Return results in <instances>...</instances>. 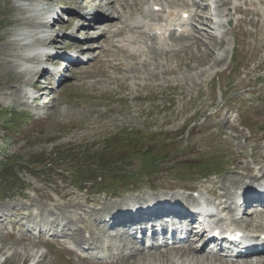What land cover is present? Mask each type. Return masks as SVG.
<instances>
[{
  "label": "rangeland",
  "instance_id": "obj_1",
  "mask_svg": "<svg viewBox=\"0 0 264 264\" xmlns=\"http://www.w3.org/2000/svg\"><path fill=\"white\" fill-rule=\"evenodd\" d=\"M74 1L0 0V163L5 167L0 169V264H102L106 258L109 264H121L118 257L126 256L121 251L108 259L119 240L104 235L100 238L101 234L96 237L100 249L91 260L65 250L45 249L38 242L37 231L30 236L22 230L20 224L30 222L14 213L16 207H25V216L32 215L38 228L48 216L60 212L76 218L82 213L76 210L77 203L89 201L87 210L96 206L93 201L102 204L113 192L111 183L117 184L115 191L135 189L136 193L122 196L131 200L165 194V190L152 192L148 188L156 185H198L197 189L204 192L234 175L247 181L241 167L252 165L254 156L264 157V1L230 0V14L237 4L242 14H250L233 16L234 25L227 31L223 28L211 33L209 21L197 23L195 37L169 38L167 45L138 37L136 30L127 31L128 27L123 35L113 36L119 27L140 18L138 11L151 0H128L136 5V12L133 17L122 13L120 19L116 17L119 3L109 4L112 11L106 1L100 10L94 7L97 1L89 6L83 2L82 9L78 3L74 6ZM18 5L24 10L16 11ZM217 8L223 10L225 6ZM251 9L261 15L253 14ZM86 11L103 18L112 11L114 25L76 28L82 23L79 14ZM46 12L59 17L41 30L38 26L46 19ZM68 17L76 21L65 30L63 24ZM19 18L30 22L22 23ZM126 36L139 42H115ZM73 41H77L75 47H83L82 53L90 57L88 61L71 66L58 88L45 87L43 92L40 88L31 100L27 94L33 79L29 71L36 69L37 63L20 56H31L29 53L39 46L36 44L42 43L45 50ZM10 42L20 47L10 48ZM122 44L143 53L132 59L118 47ZM104 49L108 53L102 52ZM118 62L122 65L115 67ZM213 77H217V84ZM8 79L12 81L10 87H6ZM238 96L239 100L233 101ZM240 114L249 120V130L240 125ZM9 132L11 135L6 136ZM260 166L264 167V158ZM202 174L209 176L203 179ZM9 186L15 189L3 200ZM175 193L186 195L181 190ZM122 197L110 200L117 203ZM255 217L239 223L252 224ZM256 219L264 226L261 216ZM86 221L90 224L91 219ZM59 223L68 231L66 221ZM28 228L33 230V226ZM92 230L94 227L88 232ZM142 253V257L148 254L156 259H123L128 264H170V259L190 264H264V255L207 263L205 258L195 260L197 255L186 251L158 257L151 251ZM181 253L182 258L176 256ZM25 254H29L26 260ZM98 256L106 258L100 261Z\"/></svg>",
  "mask_w": 264,
  "mask_h": 264
},
{
  "label": "bare ground",
  "instance_id": "obj_2",
  "mask_svg": "<svg viewBox=\"0 0 264 264\" xmlns=\"http://www.w3.org/2000/svg\"><path fill=\"white\" fill-rule=\"evenodd\" d=\"M78 1L79 0H75L74 1V3L75 4H77L78 3ZM80 1H83V0H80ZM91 1H97L96 2V4L94 5V7L96 8V9H102L103 7H104V4H103V2L104 1H106V6H108V8L109 9H111V8H113V6H110L109 4H111V3H115V4H120V8H121V11L123 10H125V8L126 7H128V8H132V6L131 5H129V3L127 2V0H85V3H90ZM153 4H156V5H159L158 3H156L155 1H153V3H152V5ZM125 5H127V6H125ZM125 6V7H124ZM15 10L16 11H19V12H21L22 10H24V8H23V6H21V5H18V6H16L15 7ZM112 11H113V9H111ZM112 11H110L109 13H108V15L106 16V18H102V17H98V18H96L95 20V22L96 23H94L95 25L94 26H102V25H106V26H108V27H111V26H113L114 25V23L112 24V21L111 20H113L112 18H111V16H113L114 14L112 13ZM180 12L181 11H184V10H179ZM116 13H118L117 15H116V17H120V10H116ZM171 13H173V12H171ZM74 19V17H69V18H67V20H66V22L63 24V28L64 29H69L70 28V25H71V22H72V20ZM110 19V20H109ZM19 20L22 22V23H29L30 22V20H24V18H19ZM43 22H40V25L42 24ZM44 24V23H43ZM40 25L38 26V28H40ZM88 26V25H87ZM98 27V28H99ZM135 27H138V28H141V27H139V26H135ZM73 31V30H72ZM109 31V30H108ZM52 38V37H51ZM47 39V38H46ZM57 39V38H56ZM48 40V39H47ZM58 40V39H57ZM51 41V40H50ZM36 42V41H35ZM41 44V43H40ZM40 44H36V45H40ZM8 46H10V48L11 47H14L15 48V46H16V48H17V46H19V44L17 43H14V42H10V43H8L7 44ZM23 46H26V47H30V45H28V44H23ZM20 47V46H19ZM83 48V47H82ZM13 49V48H12ZM102 52H105V53H108V50L107 49H104ZM131 53V52H130ZM5 54V53H4ZM49 54H51V53H44V54H37L38 55V57L40 58H38L36 55H33V56H20L22 59H24V60H26V61H31V62H34V63H38V62H42V58L44 57V56H48L49 58H50V55ZM130 56L131 57H137V55L136 54H134V53H131L130 54ZM115 67H120V64L119 63H117L116 65H115ZM43 71L44 70H37V69H31L29 72L31 73V75H32V77H33V79L31 80V81H29V83H30V85L29 86H37V81H38V78L41 76V74L43 73ZM75 73H77L76 71H75ZM9 81L6 83V87H10L11 85H12V81H10V79H8ZM17 89V88H16ZM15 89V90H16ZM17 91V90H16ZM13 92V91H12ZM15 93V92H14ZM30 95H32V93H30ZM254 160H255V162L256 163H259L260 162V157H255L254 158ZM243 170H245V174H246V176L249 178V181H250V183H252V182H258V181H260L262 178H264V177H257L255 174H254V171H255V168H253V167H251V166H248V165H243L242 167H241ZM264 176V175H263ZM228 184V185H227ZM239 184H242V185H244V186H248V184L247 183H245L244 182V180L240 177V176H236V175H234V176H231V177H229V178H227V179H225L224 181H222L221 182V184H220V187H221V190H222V192H219V191H214L213 192V195L218 199V204L221 206V209H223V210H226V209H229L228 208V205H226V203H227V201H226V199H228L229 198V196H230V188H229V186H237V185H239ZM65 194V193H64ZM69 197V196H68ZM157 198H160V197H157ZM89 201H87V202H85V203H81V204H79V203H77L76 205H75V208H76V210H79V211H82V213H77L78 214V216H77V218H75V219H73V220H71V219H69V217H67V216H65V214H63L62 212H60L59 214H57L56 215V217L55 218H52V222L51 223H57V221L58 220H61V221H63V220H66L68 223H69V226H70V228H71V233H70V237L71 238H73L77 243H79V244H82V243H84V241H85V239H84V237H83V234L85 233V232H87V230L89 229V223L86 221V218L87 219H90V217H93V220H91L90 221V225L92 226V227H95V229L92 231V233H90V235H89V237H90V239H93L94 237H95V235H97V236H99V232L101 231V227H105L107 224H109L110 222H112V221H114V220H118V219H120L121 218V213H120V211L119 212H115V213H117V216L116 217H113V218H110L109 219V221L110 222H105L104 220H102V217H103V213L106 211L105 209H102L103 207H107V206H111V204L109 203V202H104L103 204H100V202L99 201H93L95 204H96V206H94L92 209H90V210H87L86 209V205H87V203H88ZM185 202H187V201H185ZM113 209H115V207H112ZM185 209H186V211H189V208L186 206L185 207ZM186 211H184V212H186ZM183 212V213H184ZM18 213H22V209H19V211H18ZM186 213H188V212H186ZM257 213H259V212H256L255 214H257ZM82 216H86L85 218L84 217H82ZM112 216V215H111ZM78 222H81L82 224L81 225H77V223ZM75 225L76 226V228L75 229H72V227H71V225ZM253 227H255V228H257V229H259V230H262L263 229V227H261L260 225H258V224H254L253 225ZM264 231V230H263ZM96 243H98V240L96 241ZM95 247H97V245L95 244ZM137 251H138V248H133L132 249V251L130 252V257H129V259H131L133 256H137V257H133V258H145V259H147V260H154V259H156V258H153V255H146L145 257H142L141 256V254H138L137 253ZM178 251H186L187 253H189V254H195V255H197L196 253H197V250L195 249V248H190V247H182V248H180ZM167 251H165V252H163V253H166ZM118 253V252H117ZM163 253H160V254H163ZM175 253V252H174ZM182 254L183 253H181V254H176V256H179V258H182ZM194 255V256H195ZM152 256V257H151ZM155 256V255H154ZM175 256V257H176ZM29 258V254L28 255H24L23 256V259L24 260H26V259H28ZM200 258H202V259H206V261L205 262H207V263H212L213 261H217V260H212L211 258H207V257H204V256H199V255H197V256H195V260H199ZM120 259H121V264H128L129 262L127 261V259H123L122 258V256H120ZM135 259V260H136ZM169 262H170V264H181V262H183L184 264H190V262L189 261H175V262H173V260L172 259H170L169 260ZM217 262H219V261H217ZM213 264H215V263H213Z\"/></svg>",
  "mask_w": 264,
  "mask_h": 264
},
{
  "label": "trees",
  "instance_id": "obj_3",
  "mask_svg": "<svg viewBox=\"0 0 264 264\" xmlns=\"http://www.w3.org/2000/svg\"><path fill=\"white\" fill-rule=\"evenodd\" d=\"M6 121V120H5ZM11 132H9V133H6L7 135L6 136H10L11 134H10ZM11 164V163H10ZM0 169H5V167L0 163ZM101 171H103L102 169H101ZM101 178V177H100ZM8 189H13V187H11V186H9V187H7L6 188V190H8Z\"/></svg>",
  "mask_w": 264,
  "mask_h": 264
}]
</instances>
